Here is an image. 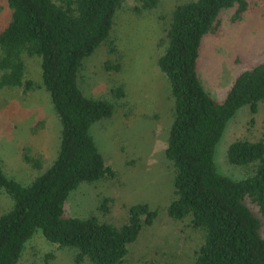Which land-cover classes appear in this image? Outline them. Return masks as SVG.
Here are the masks:
<instances>
[{"label":"trees","instance_id":"1","mask_svg":"<svg viewBox=\"0 0 264 264\" xmlns=\"http://www.w3.org/2000/svg\"><path fill=\"white\" fill-rule=\"evenodd\" d=\"M161 1L133 0L128 10L139 14L158 9ZM6 2L10 15L0 29V89L27 93L43 88L60 132L57 152L45 170L42 154L23 152L24 161L41 170L29 183L8 176L0 163V190L11 200L0 213V264H18L38 230L50 244L73 250L75 264H124L143 229L159 219L158 208L130 204L120 223L96 214L67 215L65 210L79 184L116 177L90 131L112 116L113 105L91 96L93 88H84L90 75L83 77L82 69L84 59L104 47L112 59L102 65L110 77L109 92L125 97L122 85L113 86L112 75L122 66L121 51L110 35L123 0ZM227 9L228 20L235 23L248 12L249 2L184 0L168 13L164 52L157 63L174 99L163 150L173 174L172 194L162 212L199 233L191 264H264V140L236 138L228 143L227 162L244 169V176L224 172L216 161L220 139L237 110L248 106L255 114L264 103V61L240 72L221 101L210 96L197 72L201 40L219 32ZM29 58L39 60V83L26 75ZM111 201L102 199L103 214L110 212Z\"/></svg>","mask_w":264,"mask_h":264},{"label":"rangeland","instance_id":"2","mask_svg":"<svg viewBox=\"0 0 264 264\" xmlns=\"http://www.w3.org/2000/svg\"><path fill=\"white\" fill-rule=\"evenodd\" d=\"M180 1L184 0H162L157 10L137 14L128 10L133 0H123L121 11H116L110 35L121 51L122 67L112 78L113 86L122 85L125 97L117 99L109 92L110 77L102 65L111 57L104 47L99 46L84 59L82 75H90L84 88H93L96 93L91 96L105 98L113 105L112 116L93 124L90 131L116 177L79 184L70 193L65 210L67 215L96 214L120 223L130 204L146 203L158 208L159 219L143 229L124 264H191L192 250L201 240L199 233L163 216L162 212L172 194V167L163 150L174 99L157 58L164 52L162 40L168 13ZM248 2V12L240 21L230 23L231 9H227L222 12L227 19H222L219 32L207 33L201 40L197 72L216 101L225 97L240 72L264 61V0ZM9 15L6 0H0V29ZM38 61L26 59V75L36 83H39ZM234 117L220 139L216 161L224 172L241 177L244 169L230 167L225 150L236 138L264 140V103L255 114L243 106ZM59 132V121L43 88L27 93L20 88L0 89V163L8 176L29 183L41 172L22 158L26 149L33 156L43 155L42 169L50 166L58 149ZM104 197L112 198L108 214L99 209ZM10 205L9 196L0 190V213ZM44 239L38 230L18 264H75L73 250L58 248Z\"/></svg>","mask_w":264,"mask_h":264}]
</instances>
